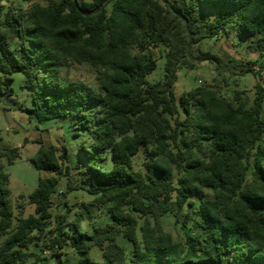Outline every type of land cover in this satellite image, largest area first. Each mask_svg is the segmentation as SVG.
<instances>
[{"label": "trees", "instance_id": "obj_1", "mask_svg": "<svg viewBox=\"0 0 264 264\" xmlns=\"http://www.w3.org/2000/svg\"><path fill=\"white\" fill-rule=\"evenodd\" d=\"M4 1L0 87L23 72L33 117L73 114L91 141L80 145L79 182L66 146L58 155L36 141L29 161L51 175L40 176L27 196L35 207L27 217L22 205L15 215L4 166L20 157L19 148L0 146V264H49L46 252L57 264H264L263 85H255L251 105L242 91L231 99L206 86L179 98L174 91L183 68L208 61L221 69V58L203 48L207 38L236 30L259 37L264 49V0H37L26 9ZM158 48L164 76L153 83L147 77L158 67ZM77 65L95 71L96 86L69 76ZM96 108L100 115L93 117L88 111ZM106 152L110 169L99 165ZM141 153L143 170L134 164ZM63 178L62 197L86 191L108 206L111 222L83 231L91 204L72 220L68 213L53 216ZM196 206L199 235L176 240L163 217L187 224L191 217L183 212ZM119 237L130 242V255ZM94 247L101 261L91 255Z\"/></svg>", "mask_w": 264, "mask_h": 264}, {"label": "rangeland", "instance_id": "obj_2", "mask_svg": "<svg viewBox=\"0 0 264 264\" xmlns=\"http://www.w3.org/2000/svg\"><path fill=\"white\" fill-rule=\"evenodd\" d=\"M37 0H5L6 6L15 8H28ZM46 5L44 0L38 1ZM259 37L251 38L239 35L236 30L230 34H220L214 38H207L203 42V48L211 51L221 58V69L217 70L213 63L201 62L194 70L183 68L179 71V79L174 91L179 98L183 92L190 91L198 86L212 87L220 94L231 99L237 91L244 93L243 98L251 105L254 101L256 90L255 85L261 84L264 87V49L257 46ZM158 67L147 79L156 83L164 76V53L162 48L153 50ZM253 69L255 72H248ZM69 76L74 79L85 81L96 86L95 71L87 66H72L69 69ZM2 80L4 76L0 75ZM13 80L0 87V146L19 148L20 157L13 164L4 163L5 171L10 177L11 200L15 206V215H19L23 206V215L27 217L34 214L35 207L27 201V196L33 192L38 185L40 176H50L49 172L38 171L29 161L41 141L45 147H54L58 155L62 152V147L68 148L69 164L75 182L80 181V172L85 168V162L80 151L81 143L88 144L91 139L87 129L77 121V117L70 114L67 117L57 118L49 121L38 122L30 113L32 108V97L25 88L26 75L23 72H16L12 75ZM93 117L100 115L99 109L88 111ZM32 116V118H31ZM27 139V140H26ZM25 140L27 142H25ZM145 157L143 153L134 158L136 169H144ZM99 165L104 169L111 168V155L106 152L101 155ZM67 179L63 178L57 187V192L53 196V206L51 212L53 216L68 213V219L76 218L83 204H91L90 216L85 217L81 222V228L85 232H92L94 227L105 226L111 222L107 212V205H97L94 196L86 191L78 190L71 192L67 199L61 196L62 191L67 187ZM208 197L210 193L208 192ZM66 203V204H65ZM195 209H186L185 215L189 213L191 220L184 224L186 219L182 218L180 223H176L174 217L169 214L163 217L162 224L165 230L169 231L176 240L184 242L189 234L199 235V230L194 226L197 220ZM54 223V219L52 220ZM120 244L124 247L126 254L130 255L131 244L123 237H119ZM2 239L0 240V244ZM35 247L32 246L31 251ZM36 251H39L37 248ZM49 257V264H57L56 260L50 257L48 252L44 253ZM91 255L98 261L102 260V252L97 247L92 248ZM28 264H41L32 263Z\"/></svg>", "mask_w": 264, "mask_h": 264}]
</instances>
